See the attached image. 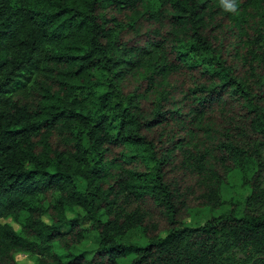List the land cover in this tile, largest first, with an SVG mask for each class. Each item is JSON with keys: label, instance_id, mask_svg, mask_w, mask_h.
Instances as JSON below:
<instances>
[{"label": "trees", "instance_id": "trees-1", "mask_svg": "<svg viewBox=\"0 0 264 264\" xmlns=\"http://www.w3.org/2000/svg\"><path fill=\"white\" fill-rule=\"evenodd\" d=\"M247 164L256 203L264 0H0V264H264V208L182 220Z\"/></svg>", "mask_w": 264, "mask_h": 264}, {"label": "rangeland", "instance_id": "rangeland-1", "mask_svg": "<svg viewBox=\"0 0 264 264\" xmlns=\"http://www.w3.org/2000/svg\"><path fill=\"white\" fill-rule=\"evenodd\" d=\"M253 164H247L243 168H234L230 170L227 176V181L223 182L221 189L217 192V197L212 198L211 202L205 200H199L196 198L198 189L196 186L192 188V192L188 193L189 202L185 205L184 214L182 220L185 224H195L202 223L212 215H216L223 210H228L233 208L236 212H241L245 207H256V209L264 208V199L256 202H250L246 200V196L249 193V181L250 174L252 172ZM192 175L186 173V176L180 181L190 182ZM264 179V178H263ZM261 196L260 198H263ZM65 215L72 216L75 213H84V210L78 205H73L72 207L66 208L64 210ZM10 222L16 227L15 222L10 220ZM88 219L83 218V224L87 225ZM162 229H159L160 233ZM147 232L150 233L149 228ZM123 238L136 243L145 242L146 238L141 233L139 227L133 226L125 230ZM96 236L91 230L88 231L83 238L75 243L73 246L75 248L90 250L95 245ZM240 254V253H238ZM13 256L18 264H36L37 256L34 253L28 251L15 250L13 251Z\"/></svg>", "mask_w": 264, "mask_h": 264}, {"label": "clouds", "instance_id": "clouds-1", "mask_svg": "<svg viewBox=\"0 0 264 264\" xmlns=\"http://www.w3.org/2000/svg\"><path fill=\"white\" fill-rule=\"evenodd\" d=\"M230 7H232V6H230Z\"/></svg>", "mask_w": 264, "mask_h": 264}]
</instances>
